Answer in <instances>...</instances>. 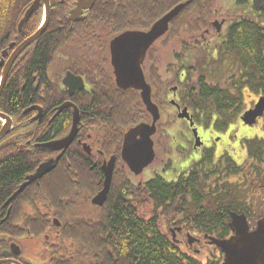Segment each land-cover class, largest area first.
Here are the masks:
<instances>
[{"label": "flooded vegetation", "instance_id": "flooded-vegetation-1", "mask_svg": "<svg viewBox=\"0 0 264 264\" xmlns=\"http://www.w3.org/2000/svg\"><path fill=\"white\" fill-rule=\"evenodd\" d=\"M40 1L39 9L37 7L22 25L28 10L38 4V0H0V102L5 97L10 74L16 67L26 68L34 61L32 52L38 51L41 39L50 28L52 0L47 30L42 37L18 52L45 22L46 7L43 0ZM76 8L77 0L66 19L68 31L64 32L67 23H63L56 30H51V34L69 37L70 29L84 21L92 10L86 9L78 20L72 21L71 13ZM39 11L42 21L38 26ZM227 21L222 20V30L228 24ZM213 28L216 31L214 39L217 40V30ZM163 39L148 51L142 66L146 82L152 90L153 102L161 114L156 136L153 137L156 157L149 167L153 168L159 162L158 171L163 168L168 170L172 168L175 155L180 158L179 161H189V165L179 178L169 182L180 181L186 188L182 212L172 223L164 216L159 227L162 235L171 239L180 250L185 245L192 253L208 255L204 264H225L224 250L214 242L230 241L239 232L251 235L260 230L264 236V53L257 75L254 71H241L238 64L229 61L228 64L235 71L227 78L226 87L208 80L209 84L219 86L220 90L230 95L227 105L221 103L216 106L215 103L206 104L202 97H196L201 90L199 85L185 87L186 91H182L181 95L177 85L170 86L167 81L170 77L169 65L164 76L165 72L161 73L159 69L156 51L155 68L159 70L161 83L168 90L165 92L164 87L160 91L155 89V85L150 82L148 57ZM65 45L68 46L67 41ZM51 46L54 49L57 44ZM162 49L165 50L164 47ZM68 50V47L63 48L56 51L55 56H50L43 82L38 76V69L32 71L36 79L35 87L40 90L39 103L28 106L20 119L0 111L2 149L9 152V147L17 146L19 153H27L26 158L33 159L37 165L18 189L43 164L55 162L52 172L28 186H35L30 196L19 199L23 191L12 200L18 192L16 189L0 209V264H108L107 248L104 245H89V238L95 234L99 213L104 212L108 203H117L120 199V202L128 201L137 205L140 191L143 194L144 186L156 177L168 183L158 174L150 180L144 179L146 169L141 175L135 174L122 156L127 131L140 124L151 125V115L148 121L125 131L120 151H117L114 137L105 132L107 122L113 121L107 119L106 122L99 113H105L111 107L100 106V103L96 105V93L110 94L111 90L116 89L124 94L133 91L141 98L140 91L121 90L118 87L111 49L106 53V61L102 62L100 70L95 71L89 70L80 61L83 59L73 61L75 56ZM199 73H195V80ZM6 74L8 76L3 83ZM68 76L71 80L66 82ZM185 76L186 73L181 82L185 81ZM169 108L175 109L176 119L185 126V136L179 148L172 147L173 139L169 133L176 119L162 120L165 109ZM185 110L189 117L179 118L178 115ZM249 113H257L258 116L246 121L245 115ZM76 116L77 134L67 149L53 151L44 147L67 138L73 130ZM112 131L117 137V129ZM112 160L114 167L110 190L104 205L98 206L93 201L105 189L106 169ZM61 181H65L64 187L59 184ZM120 195L126 198H120ZM146 201V206L141 204L135 211L137 220L149 225L154 219L153 205ZM82 226L88 244L75 240L76 230ZM190 238L193 239L192 244ZM25 242L32 244L29 253L25 252ZM108 253L111 256L113 250L108 248Z\"/></svg>", "mask_w": 264, "mask_h": 264}, {"label": "trees", "instance_id": "trees-1", "mask_svg": "<svg viewBox=\"0 0 264 264\" xmlns=\"http://www.w3.org/2000/svg\"><path fill=\"white\" fill-rule=\"evenodd\" d=\"M215 1L217 0H96L87 18L75 24L69 31L70 36L67 37L56 33L51 34V30H56L63 23H67L66 19L71 8L75 6L76 0H52L50 28L41 39L38 51L32 52L34 61L26 68L16 67L10 74L5 97L0 102V111L20 119L28 106L39 103L40 90L35 87L36 79L34 80L31 73L38 69V76L43 82L50 56H55L56 51L68 47L69 53L75 56L73 61L83 59L80 61L89 70H100L102 62L106 61L105 55L112 39L128 31H148L166 14L185 3L189 5L171 24L169 33L162 41V47L165 49L181 44L180 51L173 55L174 64L168 66L170 77L167 81L170 86H178L180 95L182 91H186L185 87L199 85L201 90L196 97H202L206 104L215 103L217 106L225 103L227 105V100L230 98L227 91L209 84L205 74L199 73L196 80L194 75L199 71L209 72L215 66H222L229 61L234 65L238 64L241 71H254L257 75L261 70L259 63L264 53V0H235L237 8L243 10L251 3V13L239 18L236 16L234 19L228 17L231 20L228 29L218 35L213 44L210 41L214 40V34H216L212 26L216 13ZM41 17L39 11L38 26L42 21ZM65 26L64 32L69 29L68 23ZM184 39L191 43H187L186 40L184 42ZM208 39L209 41L205 43ZM66 41L68 46L65 45ZM51 44H57V47L52 49ZM195 53H197L196 56ZM154 56L156 53L152 50L148 57L150 82L160 91L164 84L159 78V70L155 68ZM198 56L205 57L207 63L202 64ZM193 58H195L194 64L191 61ZM185 73V81L181 82ZM167 90L168 88L164 87V91ZM95 99L96 105L100 103V106L111 107V110L99 113V116L104 117L106 122L107 119L113 121L107 122L105 132L114 137L117 151L121 149L125 131L150 118L144 110L139 94L133 91L124 94L115 89L111 90L110 94L96 93ZM113 129H117V137ZM2 148L1 144L0 209L24 182V178L32 174L37 167L33 159L26 158L27 153H19L17 146L9 147V152ZM59 184L64 187L65 181ZM34 188V185L28 187L18 198L30 196ZM185 189L180 181L167 183L160 177H156L144 186L143 194L140 191L137 205L128 201L120 202L121 199L117 203H108L104 212L98 215L99 221L94 229L95 234L89 238V245L91 247L104 245L107 248L108 264H202L195 257L184 254L171 239L162 235L159 227L164 216L165 219H170L171 223L179 217L184 206L182 198ZM120 198L126 197L120 195ZM146 200L153 205L154 219L149 225L137 220L135 211L142 206L141 204L146 206ZM82 228L83 226L76 230L75 240L88 244L85 230ZM108 248L113 250L111 256Z\"/></svg>", "mask_w": 264, "mask_h": 264}, {"label": "water", "instance_id": "water-1", "mask_svg": "<svg viewBox=\"0 0 264 264\" xmlns=\"http://www.w3.org/2000/svg\"><path fill=\"white\" fill-rule=\"evenodd\" d=\"M46 7V23L44 26L37 31L36 35L25 42L18 50L29 46L32 42L42 37L47 30L50 21V0H43ZM41 1L38 0V4L34 5L24 19L22 25L29 19L33 14L34 10L39 9ZM95 0H77V8L72 11L71 20L76 21L84 11L91 10L94 6ZM189 3L180 4L174 8L171 12L166 14L162 19L156 22L153 27L146 32L142 31H131L126 32L117 38H115L109 49H111V59L113 70H115L116 82L121 90L134 89L141 92V99L143 101L145 110L152 116L153 123L141 124L130 131L125 136L123 146V159L128 164L131 171L137 175H141L144 170L153 163L156 154L154 150L153 137L157 133V123L161 118L160 110L152 100V90L150 85L147 84L143 64L146 60L148 51L156 44L160 39L166 35L171 24L181 15V13L187 8ZM218 32L222 30V24L214 23ZM8 74V73H7ZM5 75L3 83H5L8 75ZM71 77L66 78V82H69ZM65 82V83H66ZM175 89L174 91H176ZM175 104V102H172ZM257 113H249L245 115V120L250 121L252 118H257ZM179 118L189 117L187 111L178 115ZM78 117L75 118V123L70 135L58 142H54L44 146L53 151H61L67 149L74 141L77 134ZM251 123V122H250ZM55 162L50 161L40 167L35 175L28 177L22 188L18 189V192L14 195L12 200L19 194H21L31 183L42 178L45 174H48L54 170ZM114 161L109 164L106 169V183L105 189L97 195L93 203L98 206H103L108 192L111 186L112 173H113ZM11 200V201H12ZM193 243V239L190 238V244ZM219 247L224 250L226 255L225 264H264V236L262 232L258 230L254 234H246L239 232L236 238L230 241L219 242L216 241Z\"/></svg>", "mask_w": 264, "mask_h": 264}, {"label": "rangeland", "instance_id": "rangeland-1", "mask_svg": "<svg viewBox=\"0 0 264 264\" xmlns=\"http://www.w3.org/2000/svg\"><path fill=\"white\" fill-rule=\"evenodd\" d=\"M215 2H216V4H215V12L216 13L213 17L212 23L215 21L222 22V20H226V19H228V17H232L234 19L236 16H239L238 12L240 13L239 17H242V15L248 16L251 13V8H252L251 3L249 5H247L243 10V9L237 8L235 0H217ZM237 10H242V11L237 12ZM227 22H228V24H227V29H228L231 21H227ZM214 37L216 38L215 35H214ZM185 40L187 41V43H191L187 39H184V42H186ZM208 41H209V39L206 40L205 43H207ZM215 41H216L215 39L214 40L212 39L210 42H212L214 44ZM176 44H178V43H176ZM180 49H181L180 43L178 45H172L168 49H165V50L162 49V42H160L159 44H157L155 46V51L157 53L156 57H157V60L159 62V69H160L161 73H164L166 71V68H167L166 66H168L170 64H174V56L173 55L175 54V52L180 51ZM196 54L197 53H195L194 55L196 56ZM213 55H215V54L213 53ZM197 58L199 61H201L202 64L207 63L205 60V57L198 56ZM193 59H195V58H193ZM160 66H162V67H160ZM204 66H207V65H204ZM234 71H235V69L233 68L232 65L225 63L222 66L220 65V66L215 67V69L211 70V72L206 74V76H208V80H210V83L216 85V83L218 82V84L222 85L223 87H226L227 78L229 77L230 74H233ZM163 75L166 76V72ZM169 109H165V111H164L165 114L162 117L163 122H166L169 119L170 120L176 119L175 109H171V108H169ZM184 127L185 126L181 120L176 119V121L172 123V126L169 129L170 130L169 131L170 136L173 139L172 147L179 148V146L181 145V142H182L181 139H183L185 136V128ZM159 158H160V156L158 153V161H159ZM179 160H180V158L179 157L177 158V155L173 156L172 168H170L168 170H165L163 168V169H160L159 171H158V169H159L160 163L157 161L158 163H156L153 168L149 167L147 169V171L144 172L143 178L146 180H150L155 175L158 174V175L162 176L163 178H165L168 182L175 181L177 178H179V175H181L185 171L186 167H188V165H189V161L186 162V161H182V160L179 161ZM138 180H142V178H139ZM24 246L26 249L25 252L29 253L31 251L32 244L25 242ZM181 248H182L181 250L183 252L188 253L187 255L195 257L197 260L201 261L203 264L206 262V260L208 258V255L203 254L201 256V255H197L194 252L192 253V251L189 250L185 245L182 246ZM31 258L33 259V257H31Z\"/></svg>", "mask_w": 264, "mask_h": 264}]
</instances>
